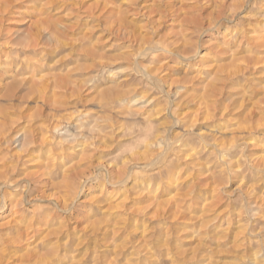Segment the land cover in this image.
<instances>
[{"label": "rangeland", "instance_id": "1", "mask_svg": "<svg viewBox=\"0 0 264 264\" xmlns=\"http://www.w3.org/2000/svg\"><path fill=\"white\" fill-rule=\"evenodd\" d=\"M263 199L264 0H0V264H264Z\"/></svg>", "mask_w": 264, "mask_h": 264}, {"label": "bare ground", "instance_id": "2", "mask_svg": "<svg viewBox=\"0 0 264 264\" xmlns=\"http://www.w3.org/2000/svg\"><path fill=\"white\" fill-rule=\"evenodd\" d=\"M37 44H35V45H33V46H36ZM31 47V46H30ZM255 201V200H254ZM263 201H264V199H263ZM256 202V201H255Z\"/></svg>", "mask_w": 264, "mask_h": 264}]
</instances>
